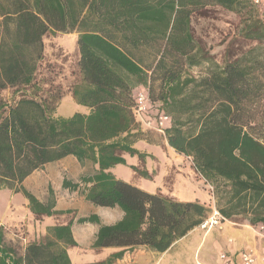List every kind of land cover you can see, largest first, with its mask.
I'll return each mask as SVG.
<instances>
[{
    "label": "trees",
    "instance_id": "1",
    "mask_svg": "<svg viewBox=\"0 0 264 264\" xmlns=\"http://www.w3.org/2000/svg\"><path fill=\"white\" fill-rule=\"evenodd\" d=\"M211 3L236 13L246 6L243 0H0V91L18 94L12 103L0 99V189L21 193L35 219L61 216L72 210L54 209L50 186L41 202L23 180L66 156L90 164L77 181L64 177L62 187L83 185L86 201L122 211L113 224H101L95 213L77 218L98 224L92 249H122L87 264H113L137 246L162 253L208 216L198 201L146 191L109 171L126 164L124 154L145 156L132 146L134 96L145 88L147 117L168 116L167 145L190 158L212 188L221 217L264 224V54L252 47L221 65L210 61L197 46L192 16ZM49 32L77 34L80 82L70 93L86 113L54 116L59 95L37 94L36 70ZM244 37L264 42V21ZM201 64L204 72H189ZM130 168L148 178L145 170ZM72 223L47 228L23 255L4 242L0 225V264H71L66 247L77 245Z\"/></svg>",
    "mask_w": 264,
    "mask_h": 264
},
{
    "label": "rangeland",
    "instance_id": "2",
    "mask_svg": "<svg viewBox=\"0 0 264 264\" xmlns=\"http://www.w3.org/2000/svg\"><path fill=\"white\" fill-rule=\"evenodd\" d=\"M243 1L246 6L238 13L211 3L192 16V32L197 46L208 53L207 55L211 57L210 61L213 63L221 65L224 59L239 56L252 47H259L257 52H260L261 56L264 54V42L257 44L256 40L244 37V32L249 26L258 21L262 22L264 19L259 16L257 9L251 5L249 0ZM43 44V58L36 70V81L40 83L41 87L37 94L43 97L59 95L56 100L54 116L70 115L78 105L74 102L72 109L68 105L71 101L70 92L72 87L80 82L76 37L59 32H49L43 37ZM205 67H207L206 64H201L198 67L188 68V70L191 74L198 76L200 72H204ZM17 95L11 88L0 91V99L8 103H12ZM132 131L135 133L132 138L134 140L132 146L144 153L145 156L142 160L137 156V159L129 157L126 164L115 165L111 172L117 178L135 184L146 191L160 190L167 196L171 195L175 189V197L181 200H191L192 198L200 201L208 200L212 188L196 174L190 158L178 154L170 148L163 134L148 129L139 122H136ZM133 164L139 170H145L148 178L134 174L130 168V165ZM88 169H92L90 164H88ZM82 187L83 185L79 190L70 193L69 197L61 198L62 207L72 211L55 218L56 223L73 219L76 233L77 231L79 233L80 228L83 227L93 229L92 225H83L77 222V218L82 217L81 214H91L88 209L78 210V204L82 197L80 194L83 192ZM11 192L7 189H0V225L4 234V242L12 247L18 255H23L25 247L33 242L31 238L29 240L25 236L28 221L26 199L21 193ZM45 192L48 193V191ZM91 205L97 208L93 204ZM212 210L213 208L209 209L207 217L211 215ZM100 211L99 209L98 213L102 214ZM221 222L233 228L248 224L247 218L244 216H235ZM35 231L38 229L35 228ZM40 239L43 240L44 237ZM90 249L92 252L91 254L88 252L86 257H94V253H97V250L91 247ZM70 251L73 252V250ZM74 252L71 254L73 259L84 255V249H77Z\"/></svg>",
    "mask_w": 264,
    "mask_h": 264
},
{
    "label": "crops",
    "instance_id": "3",
    "mask_svg": "<svg viewBox=\"0 0 264 264\" xmlns=\"http://www.w3.org/2000/svg\"><path fill=\"white\" fill-rule=\"evenodd\" d=\"M67 35L77 38V34L75 32L68 33ZM70 100L71 101L68 103V105L72 109L73 103L75 102L72 95ZM74 112L86 113L87 109L78 104L77 108L73 110L70 115H72ZM70 115L68 114L67 116H63L61 114L60 116L68 117ZM123 156L126 161L129 157H131L127 154H124ZM132 157L137 159L136 156ZM133 166H135V164H133ZM87 167V163L81 164L73 156H66L60 160L46 163L42 168L33 171L23 180L22 185L32 194H34L35 197L41 202L46 201L47 193L45 191H47L48 187L50 186L55 197L54 209L66 210V208L62 207L61 198H64L65 196L69 197V194L74 193V191H69L68 189L62 187L63 178L66 177L72 179L73 181H77L79 176L88 172ZM112 168L109 169L110 172ZM134 174L136 173L134 172ZM174 191L168 196L180 201L195 200L206 205L209 207V209L215 208L213 199L210 195L207 201H200L196 198H190L191 200H181L175 197L176 191ZM161 193L163 192L161 191ZM80 195L82 197L78 204V210L88 209L89 213L97 214L101 224H113L121 219L122 211L118 207L110 208L95 206L101 210L100 213L102 214H99V209L92 207L91 203L84 199L82 193ZM25 205L28 218L26 228L27 234L25 236L29 240L31 238L33 242L41 241L40 238H43L45 235H47V228L67 222L66 220L61 223H56L55 218L57 216L35 219L27 207V200H25ZM87 215L88 214H81L82 217ZM82 224L92 225L93 229L90 230V227H83L80 228L81 233H78V231L76 233L74 224L72 223L71 230L77 245L66 247L71 264H87L103 261L112 253L122 249L118 247L101 248L97 249V253H94V257H91L90 255V257H86L88 252L90 254L92 252L90 247L95 238L98 224ZM35 228L38 229V231H35ZM77 249H84V259L81 256L74 259L72 258L71 254H74V251ZM70 250H73V252ZM243 252H252L258 257V261L254 264H264V261L261 260V258L264 256L263 232H259L257 226L251 225L249 222L248 224L238 228H233L221 222L219 225L213 226L205 231L198 227L193 228L185 236L175 241L166 251L162 253L152 251L145 246H137L131 250L127 249L123 253L122 257L115 260L113 264H220L219 254L221 253L225 255L226 259L229 261V264H242L241 254ZM99 254L100 256H98Z\"/></svg>",
    "mask_w": 264,
    "mask_h": 264
},
{
    "label": "built area",
    "instance_id": "4",
    "mask_svg": "<svg viewBox=\"0 0 264 264\" xmlns=\"http://www.w3.org/2000/svg\"><path fill=\"white\" fill-rule=\"evenodd\" d=\"M252 5L257 9L258 14L261 18L264 19V0H250ZM135 107L134 117L135 121L139 122L142 126L157 131L161 134H164V127L168 122L169 118L166 114L159 112L155 114V117H147V112L149 105L151 103L148 90L145 88L143 90H138L134 96ZM224 220L219 212L213 208L211 215L205 218L198 227L200 229H209L213 226H217ZM259 232L264 234V224L257 226ZM220 264H229V261L226 259L223 253L219 254ZM264 261V256L261 258ZM258 261V257L252 252H243L241 254V263L242 264H254Z\"/></svg>",
    "mask_w": 264,
    "mask_h": 264
}]
</instances>
